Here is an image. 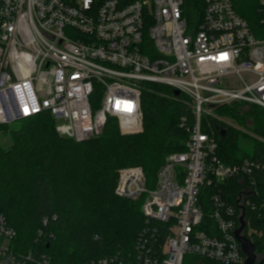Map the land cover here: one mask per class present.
<instances>
[{
  "label": "built area",
  "instance_id": "obj_1",
  "mask_svg": "<svg viewBox=\"0 0 264 264\" xmlns=\"http://www.w3.org/2000/svg\"><path fill=\"white\" fill-rule=\"evenodd\" d=\"M204 6L195 18L185 0H0V126L48 113L61 136L83 142L101 135L111 119L125 135L140 132L146 84H164L190 99L194 123L181 118L185 148L166 157L154 187L142 167L118 173L117 196H145L141 211L147 227L130 264H183L188 254L243 264L246 256L234 235L242 225V207L240 234L253 243L263 237L256 220L264 196L253 175L264 162L220 161L203 114L220 121L218 107L264 109V37L252 33L232 0H205ZM237 177L249 182L238 206L215 194L210 213L215 228L203 227L201 188ZM153 223L165 224L163 237ZM16 238L0 212V264L51 262L45 254L16 252ZM117 261L107 256L88 264Z\"/></svg>",
  "mask_w": 264,
  "mask_h": 264
},
{
  "label": "trees",
  "instance_id": "obj_2",
  "mask_svg": "<svg viewBox=\"0 0 264 264\" xmlns=\"http://www.w3.org/2000/svg\"><path fill=\"white\" fill-rule=\"evenodd\" d=\"M204 1L185 0L189 15L200 18ZM232 4L252 33L263 38L264 0H232ZM162 88L145 85L141 94L144 130L130 135L121 133L116 119L109 120L101 135L83 142L61 136L48 113L20 121V127L11 132L12 145L8 149L0 146V212L17 231L16 252L45 254L51 258L49 264H88L107 256L118 258L109 264L133 261L138 235L147 227L141 211L145 196L132 200L117 196V170L142 167L148 186L154 187L166 157L185 148L188 137L181 118L186 117L188 125L194 123L190 99L168 88L173 97L170 102L158 95ZM215 112L237 122L250 121L252 132L264 138L263 108L232 104ZM210 121L203 127L215 136L220 161L229 166L246 158L264 162V142L255 139L251 149H243V134ZM8 127L0 126V130ZM253 177L259 197L264 196V168ZM247 184L248 178L237 177L218 187L204 185L199 193L205 212L203 227L215 228L210 218L215 194L237 207ZM256 223L263 237L254 238V245L257 254L264 255V210ZM153 225L163 237L165 224ZM183 264L220 263L188 254Z\"/></svg>",
  "mask_w": 264,
  "mask_h": 264
},
{
  "label": "rangeland",
  "instance_id": "obj_3",
  "mask_svg": "<svg viewBox=\"0 0 264 264\" xmlns=\"http://www.w3.org/2000/svg\"><path fill=\"white\" fill-rule=\"evenodd\" d=\"M157 85H160L161 88L163 86V90H160L158 95H161V97L165 98L166 100H169L170 102L173 100L172 96H170V94H168V86L164 85V84H159L156 83ZM155 84V85H156ZM247 109V108H246ZM216 113V112H215ZM217 114V113H216ZM221 119L219 122H222V124L225 127H233L236 130H238L241 134H243L242 136V140H241V146L243 149H251V145L254 142V140H260L262 142H264V138L258 136L257 134H254L252 132V127H250V121H236L233 120L231 117H227V116H222L217 114ZM210 119L211 117L207 116L206 114H203V122L205 124H210ZM247 123V125H246ZM20 127V122H15L14 124H12L11 126H9L7 129H1L0 130V146L2 148L8 149L12 144H11V132L14 129H18ZM144 129H142L143 131ZM123 168V167H122ZM120 168V169H122ZM120 169L117 170V174L119 173Z\"/></svg>",
  "mask_w": 264,
  "mask_h": 264
},
{
  "label": "water",
  "instance_id": "obj_4",
  "mask_svg": "<svg viewBox=\"0 0 264 264\" xmlns=\"http://www.w3.org/2000/svg\"><path fill=\"white\" fill-rule=\"evenodd\" d=\"M179 93L180 92L178 90L173 89V94L178 96ZM248 193H250V192H248ZM239 207H242V206H239ZM242 208H243V214L239 218V220L241 221L242 225H241L240 228L234 230V235H236L239 243L241 244V249L243 250V252H244V254L246 256L245 261L243 262V264H264V260L263 259H258V255L256 253L255 245L251 241V239H248L245 236L240 234L241 231L245 227V222L243 221L244 207H242Z\"/></svg>",
  "mask_w": 264,
  "mask_h": 264
}]
</instances>
